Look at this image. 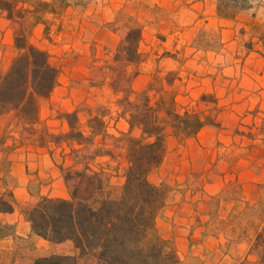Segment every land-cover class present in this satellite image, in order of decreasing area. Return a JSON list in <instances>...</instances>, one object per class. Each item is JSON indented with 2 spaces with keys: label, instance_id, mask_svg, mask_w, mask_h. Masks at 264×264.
<instances>
[{
  "label": "rangeland",
  "instance_id": "1",
  "mask_svg": "<svg viewBox=\"0 0 264 264\" xmlns=\"http://www.w3.org/2000/svg\"><path fill=\"white\" fill-rule=\"evenodd\" d=\"M60 1L66 7L57 15L44 14L31 31V19L7 20L0 11V72H6L17 55L15 37L26 36L48 53L59 72L56 87L39 102L40 127L64 132L66 125L59 116L74 112L86 133L88 119L99 114L104 116L105 136L95 137L92 145L76 153L65 145L55 148L53 164L41 165L45 175L37 176L38 169L31 168L35 183L44 186L47 197H59L53 184L60 181L68 199L91 204L120 194L126 168L122 135L137 137L139 132L129 133L118 106L122 95L111 90L106 67L128 29L139 26L142 62L126 68L128 76L138 73L130 85V100L152 89L151 104L174 97L175 112L208 117L216 125L187 139L167 135L162 164L148 176L152 184L168 187L156 220L159 232L175 247L174 236L165 237L164 227L176 225L167 214H175L185 203L190 208L184 212L190 219L185 226L189 258L181 261L177 254L179 264H216L224 251L237 253L240 240L254 241L250 258L240 264H264V0H249L251 8L233 20L217 17L215 0H58L55 4ZM17 7L25 6L19 2ZM3 138L20 152L36 154L31 147H19L20 140L28 143V135L10 115L0 117V141ZM97 149L109 150L112 158L95 157ZM0 152H5L1 143ZM43 153L47 156L48 151ZM197 193L210 196L202 200L211 212L209 219L196 214ZM208 234L218 235L225 244L210 258L193 260L192 252ZM38 249L40 257L74 253L70 242ZM241 251L243 256L246 248ZM77 262L93 264L88 257H77Z\"/></svg>",
  "mask_w": 264,
  "mask_h": 264
},
{
  "label": "trees",
  "instance_id": "2",
  "mask_svg": "<svg viewBox=\"0 0 264 264\" xmlns=\"http://www.w3.org/2000/svg\"><path fill=\"white\" fill-rule=\"evenodd\" d=\"M56 1L0 0V11L7 20L31 19V31L42 22L44 14L57 15L66 7L64 1L55 4ZM19 2L25 7L18 8ZM215 2L216 15L222 20H233L238 13L251 8L249 0ZM44 31H48L47 27ZM141 37V27L128 29L115 50L111 65L106 67L111 75V90L122 95L118 106L122 108L129 133L134 129L139 132L137 137L122 135L126 168L120 194L115 199H101L95 204L74 198H40L30 210L23 212L31 233L52 244L70 242L77 256L50 255L34 260L33 264H78L77 257L91 258L93 264H179L175 247L156 226L166 203L168 187L152 184L148 176L162 164L168 134L187 139L207 126L216 125L208 117L187 111L175 112L174 97L167 101L160 98L151 104L148 92L152 89L130 100V85L138 73L135 71L128 76L126 68L142 62ZM14 46L16 57L6 72H0V117L10 115L28 135V143L20 140L19 147L31 145L52 155L55 148L65 145L70 153H76L92 145L95 137L105 136L104 116L99 114L88 119L86 133L79 128L74 112L60 114L59 119L66 125L64 132L52 133L40 127L39 102L50 96L59 72L48 53L30 43L26 36L15 37ZM165 83L172 86L167 79ZM6 142V138L0 141L5 151L15 148ZM73 145L79 149H74ZM94 156L112 158L113 155L109 150L97 149ZM12 211V205L1 199L0 213Z\"/></svg>",
  "mask_w": 264,
  "mask_h": 264
},
{
  "label": "crops",
  "instance_id": "3",
  "mask_svg": "<svg viewBox=\"0 0 264 264\" xmlns=\"http://www.w3.org/2000/svg\"><path fill=\"white\" fill-rule=\"evenodd\" d=\"M7 145L10 146L8 143ZM28 147H31L36 154L31 156L28 153H24V151L20 152V148L0 152V200L2 199L6 201L13 207L11 213H0V264H33L34 260L42 258L37 254L40 246L61 245L49 243L33 235L29 223L23 216V212L30 210L40 198L47 197L44 193V186L35 183L34 179L36 176L29 175L31 168L34 167V170L38 169L39 172L37 176L45 175L41 172V165H46L47 161L53 164L52 161H54V154L50 155L48 152L46 153V156L43 153V149L28 145L26 147L23 146L22 150H28ZM54 186V190L61 195L59 197L48 198L68 199V196L64 193V189L62 190L60 181H56L53 184V187ZM252 187L254 191L256 186L253 185ZM217 192H219V190ZM196 196V214L200 215L201 212V214L207 215L206 217L209 219L211 212L205 209V204L202 200H205L210 196H208V193H203L202 195L197 193ZM248 198L249 197L245 196V201H247ZM231 208V206L228 207V213H230ZM176 209L177 211L175 214H167L173 216V220L170 218L169 221L174 222L176 225L173 228L168 229L166 224L164 227V234L165 237L174 236V245L180 260L187 261L189 258L187 254L188 234L185 226L188 225L190 219L186 217L184 212L190 210V208L187 204L182 203ZM192 214H195V212H192ZM203 223L204 222H202V224ZM253 242V240L251 242L240 240L239 243H237V249L239 248L237 253L224 251L215 263L231 264V262H237L236 264H240L247 257L250 258V254L248 253ZM223 244L225 243L221 237L208 234L203 238L202 243H199L197 248L192 252V259L199 261L200 258H210L213 255V252H219L218 247ZM244 248H246V251L242 256L240 252H242L241 250ZM73 252L72 255H75V250Z\"/></svg>",
  "mask_w": 264,
  "mask_h": 264
}]
</instances>
